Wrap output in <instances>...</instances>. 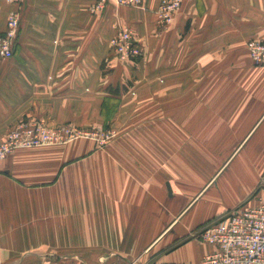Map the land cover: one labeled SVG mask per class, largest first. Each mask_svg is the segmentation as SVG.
Instances as JSON below:
<instances>
[{
  "label": "crops",
  "instance_id": "obj_1",
  "mask_svg": "<svg viewBox=\"0 0 264 264\" xmlns=\"http://www.w3.org/2000/svg\"><path fill=\"white\" fill-rule=\"evenodd\" d=\"M27 0L0 58V142L16 125L110 127L116 137L0 159L1 264H201V227L264 204V0L143 7ZM12 6L0 0V35ZM142 56L121 62L117 28Z\"/></svg>",
  "mask_w": 264,
  "mask_h": 264
},
{
  "label": "built area",
  "instance_id": "obj_2",
  "mask_svg": "<svg viewBox=\"0 0 264 264\" xmlns=\"http://www.w3.org/2000/svg\"><path fill=\"white\" fill-rule=\"evenodd\" d=\"M6 2L12 9L9 12L6 31L0 35V58L8 60L14 55L27 0ZM183 2L184 0H162L157 11L159 23H172ZM109 5L145 8L143 0H97L91 11L101 13ZM110 46L121 62L134 61L142 56V48L135 38L134 31L126 26L117 28ZM247 51L255 65L264 67V43L250 41ZM116 135V131L108 127L94 126L82 129L72 124L50 127L41 120H27L12 128L0 142V159H5L19 149L64 145L81 138L90 139L102 146L113 140ZM194 236L213 247L201 264H264V204L231 210L218 221L198 229ZM1 253L0 245V264Z\"/></svg>",
  "mask_w": 264,
  "mask_h": 264
},
{
  "label": "rangeland",
  "instance_id": "obj_3",
  "mask_svg": "<svg viewBox=\"0 0 264 264\" xmlns=\"http://www.w3.org/2000/svg\"><path fill=\"white\" fill-rule=\"evenodd\" d=\"M116 35V34H115ZM41 121H43V120H41ZM45 122V121H44ZM48 124V123H47ZM49 125V124H48ZM50 126V125H49ZM50 127H52V126H50ZM108 128H110V127H108ZM114 130V129H113ZM117 133V132H116ZM78 140H90V139H85V138H81V139H78ZM75 141H77V140H75ZM74 142V141H73ZM68 144V143H67ZM97 144V143H96ZM65 145V144H64ZM102 146H104V145H102Z\"/></svg>",
  "mask_w": 264,
  "mask_h": 264
}]
</instances>
